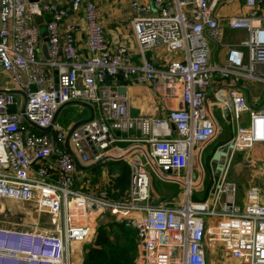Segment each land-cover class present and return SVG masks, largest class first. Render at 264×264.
Wrapping results in <instances>:
<instances>
[{"label":"built area","instance_id":"obj_1","mask_svg":"<svg viewBox=\"0 0 264 264\" xmlns=\"http://www.w3.org/2000/svg\"><path fill=\"white\" fill-rule=\"evenodd\" d=\"M221 1H132L135 55L109 46L94 0H70V9L59 0H0V213L4 202L34 205L35 219L51 225L0 218V264H70L69 246L93 243L110 223L136 232L139 264H216L222 255L224 264H264V94L250 101L243 85H264V0H244L247 14L222 28L214 15ZM71 14L82 21L84 48ZM225 27L246 38L224 45L220 66L211 44H220ZM160 46L168 59L157 68L147 54ZM118 74L179 105L161 119L130 117L127 99L109 85ZM71 103L88 105L92 118L70 132L74 124L58 116ZM218 114L234 130L219 171L207 175L201 153L225 136ZM238 155L241 164H261V181L243 192L242 206L229 178ZM105 158L127 165L124 192L113 178L94 183L86 173ZM145 164L177 187L174 206L153 199Z\"/></svg>","mask_w":264,"mask_h":264},{"label":"crops","instance_id":"obj_2","mask_svg":"<svg viewBox=\"0 0 264 264\" xmlns=\"http://www.w3.org/2000/svg\"><path fill=\"white\" fill-rule=\"evenodd\" d=\"M70 0H59L61 4H63L66 8L70 9ZM134 0H94L96 7L98 9L99 21L105 32V38L109 46H124L127 50L135 53L136 55V46L133 38L132 31L130 29V21L133 15L132 10L130 9V4ZM141 2H145L147 0H137ZM247 14V9L244 6V0H223L219 4H217L214 15L219 22L220 27L225 23L228 18L236 17V16H244ZM70 21H75L78 24V30L76 34V44L79 48H84V33H83V24L79 16H75L71 14L69 17ZM226 27L223 30V37ZM43 33V32H42ZM239 35H246L245 31H239ZM222 36L220 40V44H211V61L222 66L224 61V57L226 54V49L224 45H235L233 44H223ZM43 45V44H42ZM147 57L151 59L157 68L163 65L168 59V55L163 46H160L150 53L147 54ZM133 62L137 63L136 58H133ZM52 78L56 79L55 74H51ZM243 83L242 81H240ZM248 83V82H246ZM109 85L112 90L116 91L118 94L122 95L127 99V113L130 117L133 118H153V119H161L164 117L167 108H177L179 105L178 99L168 100L167 102H162L156 95L154 89L148 84H137L135 82L134 76H130L127 80L121 75L118 74L114 79L109 80ZM218 85H214L212 89L209 91L208 95L210 99H214V95L219 90ZM246 94V93H245ZM247 98L252 101L253 99H260L253 97V95L247 89ZM76 106L80 108L81 114L86 117L90 115L88 109L78 106V105H69ZM66 107V106H65ZM64 107V108H65ZM63 110V109H62ZM61 110V111H62ZM61 113V112H60ZM60 115V114H59ZM59 117V116H58ZM82 120L79 118L78 120H65L63 124L65 126L75 125L78 121ZM69 124V125H67ZM259 155V159L261 157L262 148L259 147L256 150ZM241 161V160H240ZM239 158H235L234 163L235 166L247 167L245 164H241ZM258 162V161H257ZM256 163V162H255ZM252 164L248 165L249 166ZM232 169V168H231ZM89 173L96 175L94 179V183L102 182V184L107 179H114L118 176L119 172L115 166H109L106 163H103L99 167L93 170H87ZM249 170H247L248 172ZM97 182V183H98ZM160 198V197H158ZM162 200H170L167 196L161 197ZM177 201L178 195L174 198ZM161 203H166L163 201ZM169 206H174L175 203L168 202L166 203ZM83 261L81 260L78 264H81ZM139 264V261H136V264ZM226 264H237L236 261L228 260Z\"/></svg>","mask_w":264,"mask_h":264},{"label":"rangeland","instance_id":"obj_3","mask_svg":"<svg viewBox=\"0 0 264 264\" xmlns=\"http://www.w3.org/2000/svg\"><path fill=\"white\" fill-rule=\"evenodd\" d=\"M44 32V28H41V33ZM238 30H225L224 37L222 38L223 44H233V43H239L242 40H245L246 35H239ZM246 34V33H245ZM243 85L246 86L248 91L253 95V97L259 98L261 95L264 94V85L258 84V83H243ZM82 111H80V108L76 106H66L61 111L58 121L59 123H63L65 120H78L79 118L86 119L87 117L83 114H81ZM216 118L218 120L220 129L223 131V134L225 136L219 138L217 141L213 142L210 146H208L203 152L201 153V160L203 169L205 170L206 174L209 175V172L219 171L223 161L222 156L226 154L224 142L228 140L226 137L227 135L230 136L233 134L234 125L229 123L226 124L222 119H220V114L216 115ZM244 156H236V158H239V161ZM236 162L234 163V166L229 171V178L232 182H234L238 190L236 192V202L239 206H242V197L243 192L247 190L249 186L252 184H258L261 181V164L260 160L252 165L247 167L242 166H235ZM146 165V164H145ZM148 173L151 178V191H153V199L157 202V204L166 201L176 203L180 201L178 198L177 201L174 199L176 195L179 193V190L175 186L170 185H164L162 181H159L157 178V175L151 170L150 166L146 165ZM247 170H249L247 172ZM88 175L96 176L94 174L89 173L86 171ZM167 196V198H170V200H162L161 197ZM160 197V198H158ZM192 200L194 201H201L203 200V194L201 192H193L192 193ZM3 211L0 213L1 219H14L18 221H23L24 223L31 224L35 223L38 225V229H47L51 225L49 223L48 217H39L35 219L34 216V205H28L24 206L21 204H11L4 202L1 204ZM8 209L11 211L9 212ZM102 223V219L99 221ZM111 232L116 233L118 230L116 228H112ZM92 241H87L82 244H72L69 246V254H70V264H78L81 260L83 261L86 254L88 253V250L90 247H92ZM25 246V245H23ZM222 259L216 264H224L227 258H225V255H222ZM82 264V263H81ZM138 264V263H137Z\"/></svg>","mask_w":264,"mask_h":264},{"label":"trees","instance_id":"obj_4","mask_svg":"<svg viewBox=\"0 0 264 264\" xmlns=\"http://www.w3.org/2000/svg\"><path fill=\"white\" fill-rule=\"evenodd\" d=\"M69 125V124H67ZM118 169V176L113 180V187L119 192L127 189L129 169L122 161L105 162ZM118 230L117 234L111 232ZM136 232L119 224L99 226L92 247L89 248L82 264H136Z\"/></svg>","mask_w":264,"mask_h":264},{"label":"water","instance_id":"obj_5","mask_svg":"<svg viewBox=\"0 0 264 264\" xmlns=\"http://www.w3.org/2000/svg\"><path fill=\"white\" fill-rule=\"evenodd\" d=\"M37 1H38V0H28V2L31 3V4H33V3H37ZM70 7H71V5H70ZM45 36H46V33H45V32L41 33V37L43 38L42 51H43V54H44L45 59H48L47 52H46V44H45V42H46V38H45ZM207 100H208V96H206L205 99H204V104H205V105H206V103H207ZM69 105H78V106H82V107L88 109L89 112H90V118H89V120H91V118H92V110H91V108H90L88 105H86V104H81V103H71V104H68V105H66V106H69ZM56 117H57V114H56L55 118H56ZM89 120H80V121H78V122L75 123V125L71 128L70 132H71L74 128H76L77 126H79L80 124H83V123H85L86 121H89ZM41 131H45V130H41ZM70 132H69L68 135H67V139H68V136H69ZM67 139H66V140H67ZM66 143H67V141L65 142V150H68V147H67V144H66ZM107 160H110V159L105 158V161H107ZM117 161H119V159H118ZM101 164H102V163L99 162V163H97L96 165L87 168V170H93V169H96V168L99 167Z\"/></svg>","mask_w":264,"mask_h":264},{"label":"bare ground","instance_id":"obj_6","mask_svg":"<svg viewBox=\"0 0 264 264\" xmlns=\"http://www.w3.org/2000/svg\"><path fill=\"white\" fill-rule=\"evenodd\" d=\"M262 157H263V148H262V152H261V157L260 158H262ZM22 249H24V246L22 247Z\"/></svg>","mask_w":264,"mask_h":264}]
</instances>
